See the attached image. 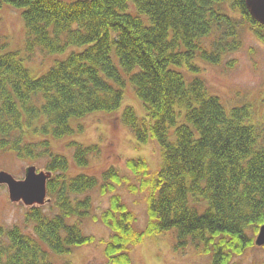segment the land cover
<instances>
[{"label": "trees", "instance_id": "obj_1", "mask_svg": "<svg viewBox=\"0 0 264 264\" xmlns=\"http://www.w3.org/2000/svg\"><path fill=\"white\" fill-rule=\"evenodd\" d=\"M21 8L27 47L65 53L35 77L18 52L0 54V150L20 158H47L50 209L29 206L28 233L0 225V264H58L77 246L95 243L82 222L99 220L111 231L104 252L109 264H134L132 248L148 237L175 232L174 248L210 256L209 264H242L264 223V122H254L251 104L228 109L209 92L199 60L220 64L242 46L249 27L264 43V25L246 0H0ZM233 61L229 62L231 65ZM131 83L143 102L139 116L126 105L121 118L140 143L160 149L153 173L144 158H130L129 175L114 166L99 177L73 172L99 155L100 145L70 140L71 157L52 140L83 132L81 121L114 112ZM75 120V121H76ZM126 184L147 192L148 221L116 192ZM110 195L95 213L90 194ZM257 264V263H255ZM264 264V261L259 263Z\"/></svg>", "mask_w": 264, "mask_h": 264}, {"label": "rangeland", "instance_id": "obj_2", "mask_svg": "<svg viewBox=\"0 0 264 264\" xmlns=\"http://www.w3.org/2000/svg\"><path fill=\"white\" fill-rule=\"evenodd\" d=\"M69 1V0H67ZM21 8L9 4L0 5V54L18 52L19 58L35 76L45 74L58 61L64 60L71 50L80 49L70 47L65 53H48L41 47L30 50L27 47V31ZM233 61L231 65L229 62ZM203 70V77L209 92L220 97L223 104L230 109L233 106L249 103L253 109L254 122H264V43H262L249 27L242 30V46L235 52L225 56L220 64H213L199 60ZM122 106L114 112H97L88 115L81 121L73 120L76 128L82 123L83 132H76L60 140H52L54 150L66 153L71 157L72 150L67 147L70 140H77L84 144L97 143L100 145L99 155L92 156L91 163L85 167H73V172H86L101 176L104 171L114 166L121 174L129 175L134 182H138L127 167L130 158H144L148 161L153 173L161 162L160 149L154 139L147 143H140L133 132L121 121L126 105H132L139 116L145 114L143 102L137 96L129 82L125 90ZM48 157L33 161L30 158H20L16 154L0 150V171L12 173L17 179L25 178L26 168L35 165L38 170H45ZM116 192L137 216V226L143 228L148 221L147 192H130L126 184L118 185ZM95 213L100 214L110 205V193L101 194L95 189L90 192ZM49 211L50 202L43 205ZM29 206L23 202L10 200L8 187L0 184V225L13 227L19 225L28 233L33 232V224L26 221ZM83 231L93 234L95 243L77 246L69 255L73 264H109L104 252L105 242L110 236V229L101 221L87 219L82 222ZM259 232V231H258ZM257 234L254 235L256 239ZM175 232L166 231L154 237H148L144 242L132 248L134 264H209V255L188 247L182 251L174 248ZM58 264H63L65 257L51 253ZM242 264H259L264 261V246L254 245L245 250L238 258Z\"/></svg>", "mask_w": 264, "mask_h": 264}, {"label": "water", "instance_id": "obj_3", "mask_svg": "<svg viewBox=\"0 0 264 264\" xmlns=\"http://www.w3.org/2000/svg\"><path fill=\"white\" fill-rule=\"evenodd\" d=\"M246 6L253 18L264 25V0H246ZM51 175L49 171L38 170L35 165H30L23 179H17L8 171H0V184L7 185L11 201L41 206L49 201L47 181ZM255 243L264 246V223L259 228Z\"/></svg>", "mask_w": 264, "mask_h": 264}]
</instances>
